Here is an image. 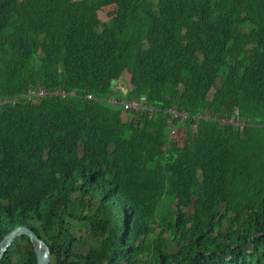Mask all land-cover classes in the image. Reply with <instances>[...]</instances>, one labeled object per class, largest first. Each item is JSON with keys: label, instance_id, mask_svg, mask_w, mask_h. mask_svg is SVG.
<instances>
[{"label": "trees", "instance_id": "1", "mask_svg": "<svg viewBox=\"0 0 264 264\" xmlns=\"http://www.w3.org/2000/svg\"><path fill=\"white\" fill-rule=\"evenodd\" d=\"M18 226L52 264H264V0H0V243Z\"/></svg>", "mask_w": 264, "mask_h": 264}, {"label": "water", "instance_id": "2", "mask_svg": "<svg viewBox=\"0 0 264 264\" xmlns=\"http://www.w3.org/2000/svg\"><path fill=\"white\" fill-rule=\"evenodd\" d=\"M115 81L112 82V86ZM142 102H145V97H142ZM24 236L29 240L33 248L36 264H51L52 253L49 244L42 239L36 232L26 226H18L9 232L0 243V264L6 256L10 247L15 243L18 237Z\"/></svg>", "mask_w": 264, "mask_h": 264}, {"label": "rangeland", "instance_id": "3", "mask_svg": "<svg viewBox=\"0 0 264 264\" xmlns=\"http://www.w3.org/2000/svg\"><path fill=\"white\" fill-rule=\"evenodd\" d=\"M98 17H100L102 22L107 21V19H109V16L107 14H105L104 11H99ZM123 80H124V82L119 83L117 85V88H118V90L120 89L122 92L125 93V92H127L126 88L130 86V82H129V78L126 77V75L123 77ZM115 86H116V84H115ZM128 114L129 113H124L123 117L125 119H127ZM228 123H229V121L227 119L222 120L223 125L228 124ZM237 124L238 123H236L235 125H237ZM174 139L177 140L178 142H180V145L183 144V140L180 139L179 132H177V134L174 135ZM75 234H76L77 238L82 241L81 242L82 245L80 246V248L75 251L76 254L81 253V254L87 255L88 252L90 251V249L94 248L99 243V238H97V239L93 238L88 233V230L86 228L77 229L75 231ZM178 250L179 249H177L176 247L168 248V252H178Z\"/></svg>", "mask_w": 264, "mask_h": 264}, {"label": "clouds", "instance_id": "4", "mask_svg": "<svg viewBox=\"0 0 264 264\" xmlns=\"http://www.w3.org/2000/svg\"><path fill=\"white\" fill-rule=\"evenodd\" d=\"M126 77H128V75L126 74ZM115 84H116V81H115ZM115 84L112 86V88H114V86H115ZM116 85H118V84H116ZM129 87H131V83H130V86ZM129 87H127L126 88V91L128 92V88ZM38 89V88H37ZM41 89V88H40ZM34 90H36V89H34ZM34 90H30V91H34ZM29 91V92H30ZM61 92H63L64 93V95H62V94H60ZM61 92H57L59 95H57V96H55V97H61V98H65V97H67V96H72V95H74V93H69V94H67L65 91H61ZM127 92H125L124 94H127ZM28 95V94H27ZM92 96V95H91ZM88 98H89V96H88ZM92 100H93V96H92ZM35 101H37V100H35ZM91 101V100H90ZM146 101V100H145ZM36 103V102H35ZM112 103H116V102H114V101H112ZM133 103H136V104H138V106H139V110H133V111H127V110H125V104H133ZM121 105L123 106V108H124V111H123V114L124 113H133V112H141L142 110H143V108L141 107V105H140V103L139 102H122L121 103ZM173 113H176V114H179V116L178 117H174V115H173ZM168 116H170V118L171 119H177V118H181V119H183L185 116L183 115V114H180V113H177L176 111H170V112H168ZM229 123H233V125H235L236 123H238V122H234V120H230L229 121ZM237 125H240V127L242 128V125L240 124V123H238ZM168 126H170V129H171V132H170V137L171 138H174V135H176L177 134V132H179V129H177V127L173 124V123H171L170 121H168ZM236 126V125H235ZM179 136H181L180 135V132H179ZM17 228V227H16ZM31 229V228H30ZM14 230V229H13ZM34 231V230H33ZM11 232V231H10ZM35 232V231H34ZM38 234V233H37ZM7 235V234H6ZM5 235V236H6ZM39 235V234H38ZM4 236V237H5ZM40 236V235H39ZM22 237H24V236H22ZM41 237V236H40ZM26 238V237H25ZM42 238V237H41ZM43 239V238H42ZM52 264V263H51Z\"/></svg>", "mask_w": 264, "mask_h": 264}, {"label": "built area", "instance_id": "5", "mask_svg": "<svg viewBox=\"0 0 264 264\" xmlns=\"http://www.w3.org/2000/svg\"><path fill=\"white\" fill-rule=\"evenodd\" d=\"M60 94L64 95L63 92H61ZM57 95H59V94L56 93V92L52 93V92H48L46 90L38 88V89H36L34 91L28 92L27 97L28 98H34V100L39 101V100H41V98H44L46 96H57ZM89 100H92V96L91 95H89ZM124 106H125V110H127V111H133V110H139L140 109L138 104H136V103L128 104V105L125 104ZM173 115H174V117H178L179 116V114H176V113H173Z\"/></svg>", "mask_w": 264, "mask_h": 264}, {"label": "bare ground", "instance_id": "6", "mask_svg": "<svg viewBox=\"0 0 264 264\" xmlns=\"http://www.w3.org/2000/svg\"><path fill=\"white\" fill-rule=\"evenodd\" d=\"M135 98V97H134Z\"/></svg>", "mask_w": 264, "mask_h": 264}]
</instances>
